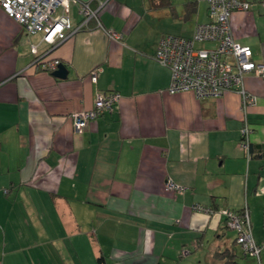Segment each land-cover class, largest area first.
Wrapping results in <instances>:
<instances>
[{"label": "crops", "instance_id": "0c3cea01", "mask_svg": "<svg viewBox=\"0 0 264 264\" xmlns=\"http://www.w3.org/2000/svg\"><path fill=\"white\" fill-rule=\"evenodd\" d=\"M81 1L99 10L103 29L92 21L50 52L66 80L34 65L31 45H48L0 7V264H191L200 253L224 264L218 255L229 250L238 264H258L242 257L225 217L191 207L246 209L264 244V79L244 78L258 98L247 114L236 92L170 94L159 41L192 37L209 22L207 0ZM244 1L251 7L232 13V35L263 64L264 0ZM71 20H81L77 6ZM98 91L122 99L76 132L72 114L91 109ZM245 118L250 160L239 147ZM169 177L186 192L166 191Z\"/></svg>", "mask_w": 264, "mask_h": 264}, {"label": "built area", "instance_id": "2783aa9c", "mask_svg": "<svg viewBox=\"0 0 264 264\" xmlns=\"http://www.w3.org/2000/svg\"><path fill=\"white\" fill-rule=\"evenodd\" d=\"M209 22L196 27L190 38L167 34L158 44L155 60L171 72L168 88L170 94L191 92L198 100L217 99L227 92H236L241 97L243 114L257 104L258 98L248 92L244 85L247 74H255L264 79V63L257 64L252 60V50L235 41L231 31L230 18L235 11H247L250 3L244 0H207ZM77 6L81 20L73 25L71 8ZM0 7L13 20L24 27L29 36L42 35L41 43L47 44L44 52L39 50L40 44H32L33 63L48 72H55L60 65L59 60L46 58L51 51L62 43L72 39L78 32L89 30L90 23L96 22L97 28L103 25L99 19V10L81 0H0ZM101 8V7H100ZM112 40H120L122 34L105 30ZM215 44L214 48L199 47L200 44ZM96 82L97 74L92 73ZM122 96L118 92H96L93 107L89 110L72 114L73 126L82 133L88 125L97 120L106 111H112ZM252 131L247 119L240 131L239 147L248 160L251 152L250 135ZM166 191L183 194L186 187L168 178ZM192 210L207 215H220L226 218L228 229L235 231L237 244L243 257H250L260 263V254L264 244L256 243L252 234L249 212L244 209L238 213L234 210L221 208L215 210L200 204H194ZM186 250L182 253L186 256Z\"/></svg>", "mask_w": 264, "mask_h": 264}, {"label": "trees", "instance_id": "16d2710c", "mask_svg": "<svg viewBox=\"0 0 264 264\" xmlns=\"http://www.w3.org/2000/svg\"><path fill=\"white\" fill-rule=\"evenodd\" d=\"M50 55V54H49ZM48 55V56H49ZM48 56L46 57V58H48ZM35 65H38L39 66V64H35ZM119 93V92H118ZM248 125H249V123H248ZM250 127V126H249ZM250 129H251V127H250ZM251 131H252V129H251ZM252 134V133H251ZM250 140H251V135H250ZM251 152H252V142H251ZM212 208V207H211ZM213 209H215V210H218V209H216V208H213ZM238 213H241V212H243V210H241V211H237ZM236 237H237V235H236ZM237 239V238H236ZM236 239H235V243L237 244V241H236ZM238 245V244H237ZM238 247H239V245H238ZM240 249V248H239ZM192 251V250H191ZM241 252V251H240ZM242 255V254H241ZM221 259L223 258V261H224V264H238V262H237V258L239 257L236 253H234V251L233 252H231V250H229V251H227L226 253H223V254H219L218 255ZM243 257V256H242ZM243 258H245V259H248V258H250V257H243ZM254 259V258H253ZM256 260V259H255ZM257 261V260H256Z\"/></svg>", "mask_w": 264, "mask_h": 264}, {"label": "water", "instance_id": "95a60500", "mask_svg": "<svg viewBox=\"0 0 264 264\" xmlns=\"http://www.w3.org/2000/svg\"><path fill=\"white\" fill-rule=\"evenodd\" d=\"M68 70L64 64H60L58 69L53 72V75L61 80H66L68 78Z\"/></svg>", "mask_w": 264, "mask_h": 264}, {"label": "rangeland", "instance_id": "374dc122", "mask_svg": "<svg viewBox=\"0 0 264 264\" xmlns=\"http://www.w3.org/2000/svg\"><path fill=\"white\" fill-rule=\"evenodd\" d=\"M193 262H194V264H216V261L215 262H213V261L209 262L208 254L207 255H205V254L202 255L201 253L198 255V257H196V259L193 260Z\"/></svg>", "mask_w": 264, "mask_h": 264}]
</instances>
